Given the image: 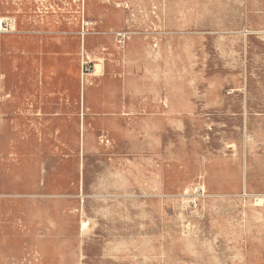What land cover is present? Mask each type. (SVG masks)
I'll return each mask as SVG.
<instances>
[{
	"label": "rangeland",
	"instance_id": "374dc122",
	"mask_svg": "<svg viewBox=\"0 0 264 264\" xmlns=\"http://www.w3.org/2000/svg\"><path fill=\"white\" fill-rule=\"evenodd\" d=\"M0 21V264H264V0Z\"/></svg>",
	"mask_w": 264,
	"mask_h": 264
},
{
	"label": "built area",
	"instance_id": "2783aa9c",
	"mask_svg": "<svg viewBox=\"0 0 264 264\" xmlns=\"http://www.w3.org/2000/svg\"><path fill=\"white\" fill-rule=\"evenodd\" d=\"M3 26V22L2 21H0V27H2Z\"/></svg>",
	"mask_w": 264,
	"mask_h": 264
}]
</instances>
